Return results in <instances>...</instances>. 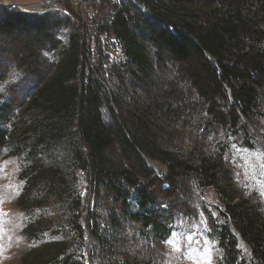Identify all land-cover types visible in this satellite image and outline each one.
Segmentation results:
<instances>
[{
  "label": "trees",
  "instance_id": "1",
  "mask_svg": "<svg viewBox=\"0 0 264 264\" xmlns=\"http://www.w3.org/2000/svg\"><path fill=\"white\" fill-rule=\"evenodd\" d=\"M141 2L145 13L134 18L127 8L120 9L109 27L122 43L130 76L148 85L157 64L162 70L168 66L183 88L175 95L169 89L154 93L153 101L133 107L127 118L113 109L115 122L110 125L102 109L122 104V97H112L102 79L81 71L83 47L75 36L76 23L59 13L32 18L20 10H1L0 55L13 53L20 62L6 61V69L0 56V83L12 66L37 74L38 82L23 108V117H28L24 123L29 124L20 135L15 137L7 125L6 108L11 107L0 110V150L15 146L30 162L21 173L25 185L17 203L32 213L53 196L72 202L70 212L80 210L82 200L69 177L71 164L73 170L93 172L96 183L107 185L124 203L135 202L136 211L125 206L127 218L152 227L165 240L173 211L167 204L163 207V197L176 187L188 195L189 187L181 182L196 176L199 185L214 187L223 199V222L215 229L222 264H264L263 210L236 201L220 185L223 156L197 151L198 145L184 149L178 135L169 140L162 125V116L184 110L201 116L205 132L248 137L251 126L264 116V0ZM58 32H65L66 43ZM46 52L55 54L52 63L43 57ZM50 66V73L39 74ZM167 96L175 103L163 100ZM117 151L119 164L111 159ZM144 156L164 163L166 174L157 175ZM45 226L44 219L37 218L24 233L36 238ZM88 226L98 236L96 228ZM240 240L250 247L251 256L242 253ZM71 246L66 239L44 241L26 251L21 264H86L80 250Z\"/></svg>",
  "mask_w": 264,
  "mask_h": 264
},
{
  "label": "rangeland",
  "instance_id": "2",
  "mask_svg": "<svg viewBox=\"0 0 264 264\" xmlns=\"http://www.w3.org/2000/svg\"><path fill=\"white\" fill-rule=\"evenodd\" d=\"M141 1L0 0V13L3 9H16L32 18L59 13L76 23L75 36L80 38L83 47L81 71L102 79L112 97H122V104L102 109L104 121L110 125L115 122L113 109L127 118L133 107L151 101L154 93L169 89L175 95L183 88L168 66H162V70L157 64L148 85L140 84L130 76L131 66L122 43L109 27L112 16L120 9L127 8L131 11L129 16L134 18L145 13L147 10ZM64 33L58 32L57 37L66 43L68 37ZM44 55L49 63L54 61L53 52ZM0 56L5 62H20L13 53ZM8 62L4 63L6 69ZM52 69L53 66L43 67L39 74L50 73ZM36 75L12 66L0 83V110L5 105L11 107L6 108L7 125L15 130V137L29 124L24 123L28 117H23V108L38 87ZM163 100L175 103L169 96ZM193 116L184 110L162 116L169 140L178 135L177 140L184 143L186 150L198 145L197 151L207 149L214 155L223 156L220 185L236 201H249L264 212V116L251 126V133L245 139L229 132H205L201 116ZM16 152L15 146L0 150V264H21L23 254L30 248L47 240L63 239L72 244V249L80 250L86 264H222L223 251L215 229L218 222H223V199L214 187L199 185L196 176L181 182L189 187L188 195L183 193V188L176 187L163 197V207L168 205L167 208L173 211V219L170 235L161 240L152 227L145 228L127 218L124 208L136 211L135 202L124 203L107 185L96 183L93 172L73 170L69 161V177L82 200L81 209L70 212L72 202L57 201L49 196L43 206L32 213L25 212L17 201L25 185L21 173L30 162L26 153L19 155ZM119 153L111 156L117 164ZM144 159L157 175L166 174L164 163L147 156ZM132 193L136 196L135 191ZM37 218L46 222L43 233L36 238L26 236L25 226ZM88 224L96 228L100 238L93 236ZM239 248L245 256H251L250 247L243 240H240Z\"/></svg>",
  "mask_w": 264,
  "mask_h": 264
}]
</instances>
